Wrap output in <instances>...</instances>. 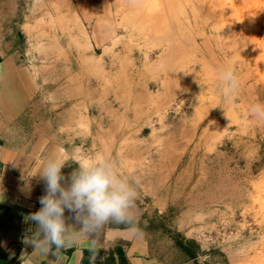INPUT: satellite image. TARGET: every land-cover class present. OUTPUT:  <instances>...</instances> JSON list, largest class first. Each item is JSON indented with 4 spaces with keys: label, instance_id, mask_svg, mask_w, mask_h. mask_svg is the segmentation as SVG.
<instances>
[{
    "label": "rangeland",
    "instance_id": "374dc122",
    "mask_svg": "<svg viewBox=\"0 0 264 264\" xmlns=\"http://www.w3.org/2000/svg\"><path fill=\"white\" fill-rule=\"evenodd\" d=\"M154 1L0 3L43 40V65L55 68L62 59L66 67L74 43L80 97L90 92L97 100L96 148L79 156H104L128 178L138 194L132 215L167 219L200 247V264H264V119L251 112L264 105V0ZM150 10L165 17L162 31ZM94 30L106 39V52L155 53L141 67L128 59L105 68L87 57ZM229 66L239 80L231 100L218 78ZM149 235L162 259L178 262L172 236Z\"/></svg>",
    "mask_w": 264,
    "mask_h": 264
},
{
    "label": "crops",
    "instance_id": "0c3cea01",
    "mask_svg": "<svg viewBox=\"0 0 264 264\" xmlns=\"http://www.w3.org/2000/svg\"><path fill=\"white\" fill-rule=\"evenodd\" d=\"M77 4L80 12L84 4ZM6 7L0 3V264H195L162 259L149 231L127 223L111 222L94 237L80 236L60 250L59 259L33 253L34 246L24 242L36 227L25 218L39 210V198L45 194V181L38 173L44 163L63 160L62 171L68 176L76 161L84 159L79 154L89 157L96 148L97 100L90 92L80 97V54L74 43L70 58L64 60L66 67L62 59L55 68L43 65V40L25 30L30 23H21L16 12L5 14ZM93 33L97 37L91 38L88 60L99 59L105 68L122 67L128 59L133 68L141 67L155 53L139 48L109 53L99 30ZM82 83L83 90L90 89ZM102 103L98 105L102 111L111 105ZM141 214L133 215L141 219L135 222L142 221ZM64 215L67 223L74 224L73 213L65 210ZM202 255L200 251L197 261Z\"/></svg>",
    "mask_w": 264,
    "mask_h": 264
},
{
    "label": "clouds",
    "instance_id": "9594fccd",
    "mask_svg": "<svg viewBox=\"0 0 264 264\" xmlns=\"http://www.w3.org/2000/svg\"><path fill=\"white\" fill-rule=\"evenodd\" d=\"M228 100L239 87L233 67L218 75ZM254 116L264 119V105L251 108ZM77 167L65 176V162L49 159L38 172L45 181V194L39 198V210L26 216L35 223L32 237H25L34 251L59 259L60 250L71 246L82 235L94 237L104 225L134 222L132 209L138 196L127 177L104 156L76 161ZM65 210L73 213L74 224L66 222ZM23 258V257H22Z\"/></svg>",
    "mask_w": 264,
    "mask_h": 264
},
{
    "label": "trees",
    "instance_id": "16d2710c",
    "mask_svg": "<svg viewBox=\"0 0 264 264\" xmlns=\"http://www.w3.org/2000/svg\"><path fill=\"white\" fill-rule=\"evenodd\" d=\"M126 225H128L129 227L137 226L141 227L145 231L159 232L161 233V235L172 236L179 263H185L194 260L196 261L195 264H200L199 261H197L199 253L201 251L200 247L196 243L189 241L185 237H182L177 233L173 232L169 227L167 219L163 217H156L151 219L148 218L147 222L141 221L137 223L134 221L132 224Z\"/></svg>",
    "mask_w": 264,
    "mask_h": 264
},
{
    "label": "bare ground",
    "instance_id": "6f19581e",
    "mask_svg": "<svg viewBox=\"0 0 264 264\" xmlns=\"http://www.w3.org/2000/svg\"><path fill=\"white\" fill-rule=\"evenodd\" d=\"M147 2H148V4H151V6L153 7V5H155V1L154 0H146ZM157 1V0H156ZM159 2L161 1V0H158ZM172 1H174V0H172ZM166 2V1H165ZM165 2L160 6V9H162L163 7H164V4H165ZM171 2V1H170ZM177 3V2H176ZM175 3V4H176ZM189 3V2H188ZM43 4H45V3H43ZM191 4V3H190ZM159 5H160V3H159ZM150 6V5H149ZM173 7H174V5H173ZM176 7V6H175ZM46 8V7H45ZM142 9L144 8V7H141ZM155 8V12L156 13H160V11L161 10H157V7H154ZM41 9V8H40ZM47 10H48V8H47ZM147 10V9H146ZM142 11V10H141ZM193 11V10H192ZM146 13H148V15H150V19L152 20V19H155V20H153V21H151V22H157L156 23V28L157 29H159L160 31H162L163 30V27H164V25H165V23H164V19L163 18H165V17H163V18H161V19H159L158 18V16L159 15H155V13L154 12H151V10L150 11H148V12H146ZM163 13V12H162ZM169 13V12H168ZM167 13V14H168ZM133 14V13H132ZM170 14V13H169ZM146 15V14H145ZM161 15V14H160ZM65 16V15H64ZM133 16V15H132ZM79 17V16H78ZM148 17V16H147ZM154 17V18H153ZM54 18V17H53ZM52 18V19H53ZM149 18V17H148ZM158 18V19H157ZM172 18V17H171ZM55 19V18H54ZM163 21V22H162ZM154 22V23H155ZM28 25V24H27ZM145 26V25H144ZM29 27V26H28ZM155 29V28H154ZM156 29V31H158ZM160 31H158V32H160ZM186 35V34H185ZM189 41V40H188ZM182 43V42H181ZM189 45V44H188ZM204 48V47H203ZM176 49V48H175ZM186 49V48H185ZM169 51H170V49H169ZM171 52V51H170ZM212 52V51H211ZM169 54V53H168ZM168 54H166L164 57H163V61H162V65H165V64H167L168 63V61L170 60L169 58H170V56H168ZM170 55V54H169ZM203 56V55H202ZM95 60H96V58H95ZM214 60V59H213ZM97 61V60H96ZM90 62V61H89ZM95 62V61H94ZM214 63H216V62H214ZM100 68V67H99ZM98 69V68H97ZM101 70V69H100ZM99 69H98V71H100ZM157 71V70H156ZM170 71V70H169ZM97 73V72H96ZM99 73V72H98ZM95 74V73H94ZM102 74V73H101ZM99 75V74H98ZM132 83V82H131ZM124 88V87H123ZM165 94V93H164ZM151 95V94H150ZM150 95H148V96H150ZM168 94H166V96H167ZM165 96V95H164ZM164 96H163V98H164ZM151 97V96H150ZM155 98V97H154ZM162 98V97H161ZM146 99H150V98H146ZM158 99H160V97L158 98ZM150 103V102H149ZM154 133H152V135H153ZM219 136V135H218Z\"/></svg>",
    "mask_w": 264,
    "mask_h": 264
}]
</instances>
